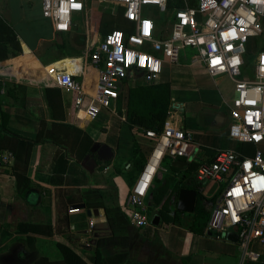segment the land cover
<instances>
[{
	"label": "crops",
	"instance_id": "1",
	"mask_svg": "<svg viewBox=\"0 0 264 264\" xmlns=\"http://www.w3.org/2000/svg\"><path fill=\"white\" fill-rule=\"evenodd\" d=\"M30 10L38 12L33 20L28 19ZM78 17L85 20L87 48L71 52L66 49L64 35L74 27L68 33H56L43 14L42 0H18L15 4L0 0V43L16 36L22 49L14 54L18 47L9 45L8 57L0 55V147L14 154L12 163L0 170V264H241L238 240H219L209 230L203 234L191 230L198 194L194 211L172 208V176L164 180L162 174L150 190V224L143 228L131 224L127 198L154 143L146 136L147 129L126 122L127 95L129 88L145 81L139 75L125 80L121 90L125 84L129 88L121 104L123 114H119L117 102L115 109L109 110L118 120L104 123L102 132L90 131L96 117L88 122L73 121L71 92L54 82H40L47 69L58 65L74 71L89 90L95 88L99 69L90 63L89 51L104 35L92 31L90 15L87 20ZM174 66L180 67L181 81H175ZM188 66H197L199 74L211 76L202 64L166 63L158 83H171L167 119L192 133L197 152L235 140L229 134L228 110L235 97L231 99L218 84L197 81ZM68 126H77L95 142L109 145L112 157L98 160L93 171L87 170L82 165L87 156L79 160L64 144L72 134ZM135 145L144 156L143 166L130 178L123 167L132 166ZM189 165L177 168L179 172L174 174L185 182H181L183 187L204 194L194 172H188ZM214 201L210 203L213 209ZM166 203L170 211L159 214ZM153 211L159 215L155 221V217L151 221ZM63 246L83 262L72 257L67 260ZM253 249L260 253L259 261L245 264H264V245L255 243ZM44 257L48 260L43 262Z\"/></svg>",
	"mask_w": 264,
	"mask_h": 264
},
{
	"label": "built area",
	"instance_id": "2",
	"mask_svg": "<svg viewBox=\"0 0 264 264\" xmlns=\"http://www.w3.org/2000/svg\"><path fill=\"white\" fill-rule=\"evenodd\" d=\"M91 1L42 0L43 14L56 33H68L78 16L88 19ZM95 1L122 5L129 30L114 29L90 49V63L99 69L93 91L70 69L58 65L47 69L56 86L74 95L73 121H89L104 108L115 109L125 80L139 75L147 83H158L166 63L178 64L183 50L194 49L189 64L204 65L213 77L227 75L234 84L237 96L229 105L230 137L256 146L253 155L221 150L194 172L199 183L225 184L214 201L208 230L219 240L227 238L228 232L236 233L241 264L258 262L260 253L253 245H264V151L260 149L264 142V45L251 58L248 44L263 34L264 0H182V5L172 9L168 0ZM149 7L155 10L149 12ZM155 11L167 15L163 27ZM146 136L154 147L127 198L130 221L137 228L150 224L147 197L163 174L164 160L189 159L197 150L192 133L169 119L161 130L147 129ZM13 160L14 154L0 147V170Z\"/></svg>",
	"mask_w": 264,
	"mask_h": 264
},
{
	"label": "trees",
	"instance_id": "3",
	"mask_svg": "<svg viewBox=\"0 0 264 264\" xmlns=\"http://www.w3.org/2000/svg\"><path fill=\"white\" fill-rule=\"evenodd\" d=\"M182 5V0H168V6L172 9L174 6ZM124 7L107 2L91 1L90 3V21L92 24V31L96 34L106 35L114 29H122L124 31L129 30V23L124 17ZM19 42L16 40V36L6 39L0 43V55L5 58L8 57V46L16 45L18 48L15 53L22 51ZM43 84L51 83L50 77L45 74L42 81ZM53 83V82H52ZM123 94L118 99V112L122 113ZM127 110H126V122L130 127L138 126L144 129H155L161 130L168 117L170 110L171 101V83L160 82V83H145L140 82L136 86L129 88L127 95ZM52 106V103H50ZM72 134L69 141H65V145L68 146L70 152L74 154L79 160L84 159L90 152L92 145L94 144L93 138L87 134L83 129L73 126L69 127ZM242 153L247 155H253L256 151V146L252 143L243 144ZM135 160L132 166L127 169L123 167L128 177L134 176L135 172L143 166V154L138 145H135L134 149ZM212 159V158H211ZM210 159V160H211ZM209 161V160H208ZM201 162L193 160L190 165L188 172H195ZM177 188V187H176ZM154 198L156 195L154 194ZM214 201V199H213ZM198 204L195 209L194 220L191 223V230L196 233L203 234L208 230L209 220L211 217V206L208 204L204 194L198 191ZM167 205L163 204L162 207ZM168 211L170 209L168 208ZM176 212V211H175ZM178 213V212H177ZM177 213L175 216H177ZM163 214V211L162 213ZM51 226H47L46 229ZM49 232V231H48ZM64 247V246H63ZM67 251V260L76 259L78 262H83L81 257L72 251L69 247H64ZM48 257L43 258V262L47 261Z\"/></svg>",
	"mask_w": 264,
	"mask_h": 264
},
{
	"label": "rangeland",
	"instance_id": "4",
	"mask_svg": "<svg viewBox=\"0 0 264 264\" xmlns=\"http://www.w3.org/2000/svg\"><path fill=\"white\" fill-rule=\"evenodd\" d=\"M18 0H10L11 4H15ZM27 6H29V4L27 3ZM154 7H149L147 9V11H154ZM30 12L32 14H30ZM155 14H157V11L154 12ZM38 12L36 10H30L28 11V19L29 20H33L35 17H37ZM157 16L160 19V27L164 26V22L167 18L166 14H160L158 13ZM27 19V23H29L30 21ZM79 21H77L78 26H74V29L71 31V33L64 35L65 37V45H66V49L71 50V52H73L75 50V52H78L80 50H76V49H85V47L87 48V41L85 40V20L82 17H78ZM77 19V20H78ZM260 30L263 31V34L256 38V39H252L250 41V43L248 44L249 47V52L251 54V58L254 55V52H256L257 50L261 49V46L264 45V19L262 20V22L260 23ZM80 47V48H79ZM196 51L194 49L191 48H187L185 50H183L181 52V63H190L191 61V57L192 55L195 53ZM186 67V66H185ZM180 69V67L178 66H174V74H175V81H181L180 77L178 76V74L180 72H178L177 70ZM188 71H193V73L191 72V74H193V76L196 77L197 81H201L203 83H207L210 85H214V84H218L224 91L228 92L229 96H231V99L236 97L237 94L233 91V83L230 80V78L227 75H220V76H216V77H212L209 75H204V74H199V69L197 68V66H188L186 68ZM198 70V71H197ZM141 82V81H140ZM91 87H93V85H90ZM94 88V87H93ZM93 88H90V90L92 91ZM129 88V85L125 84L122 87V90L120 92V95L123 94L125 95L127 93V90ZM124 99V96H123ZM229 108V106H228ZM229 110V109H228ZM118 114V113H117ZM185 113H183L184 115ZM118 120L117 116H115L114 114H112L110 112L109 109L104 108L102 109V111L98 114V116L95 118L94 123L90 126V131L91 132H102L101 131V127L104 125V123L108 124V121H110V123L114 122ZM88 122V121H85ZM80 123V122H79ZM187 124H189L187 122ZM240 146L241 143L235 140H230L226 143H224L223 146L221 147H216V148H202L200 149L196 154H195V160L197 161H203L206 158H212L214 155H216L219 151L221 150H227V149H234L236 150H240ZM220 148V149H217ZM260 149L264 151V142L260 145ZM172 159L167 157L164 162H163V176H164V180L166 179H170L171 176L174 179V182H178L179 177L177 175H175V172H179V170L176 167L172 166ZM173 179L170 182L173 183ZM183 181V180H182ZM184 182V181H183ZM185 183V182H184ZM202 186H204V196L208 202V204H210L211 202H213V199H216V197L220 194L221 190L223 189L224 185L223 183H220L218 181H214V180H206L203 183H201ZM157 187L158 189L160 188V182L157 181ZM169 208V204H167L164 208H163V212L166 213L168 211ZM211 209H213V207H211ZM154 210V209H153ZM161 214V213H159ZM165 215V214H164ZM159 218V215H157L155 213V211H153V213H151V221L153 218ZM153 225V224H152ZM214 237V235H213Z\"/></svg>",
	"mask_w": 264,
	"mask_h": 264
},
{
	"label": "water",
	"instance_id": "5",
	"mask_svg": "<svg viewBox=\"0 0 264 264\" xmlns=\"http://www.w3.org/2000/svg\"><path fill=\"white\" fill-rule=\"evenodd\" d=\"M197 150L193 153V155L189 158V160H175L172 161V166L178 169H183L186 165H189V161H192L195 158V154ZM97 155V158L95 157ZM113 155L112 148L107 144H102L100 142H94L91 147V152L82 162V165L89 171H93L94 168L98 165V160L107 161ZM184 172L181 173V178H184ZM182 181L174 182V188L170 191L173 193L172 196V208L176 207L177 210L183 212H192L195 209L196 199H197V190L191 189L187 187H183ZM177 187V188H176ZM169 193V194H170ZM176 201V202H175ZM84 205H80V208H83ZM156 218L153 219L155 221ZM226 237L232 240L237 241L238 235L234 232H228Z\"/></svg>",
	"mask_w": 264,
	"mask_h": 264
},
{
	"label": "snow or ice",
	"instance_id": "6",
	"mask_svg": "<svg viewBox=\"0 0 264 264\" xmlns=\"http://www.w3.org/2000/svg\"><path fill=\"white\" fill-rule=\"evenodd\" d=\"M74 7H79V5H73ZM63 26V25H62ZM148 26H146L145 27V34H147V31H148ZM119 39H120V34L119 33H117L116 34V36H115V40L117 41V42H119ZM249 122L251 123V119L249 118Z\"/></svg>",
	"mask_w": 264,
	"mask_h": 264
}]
</instances>
